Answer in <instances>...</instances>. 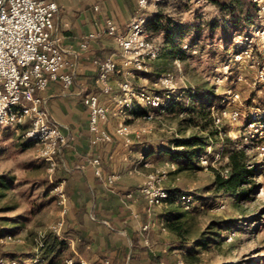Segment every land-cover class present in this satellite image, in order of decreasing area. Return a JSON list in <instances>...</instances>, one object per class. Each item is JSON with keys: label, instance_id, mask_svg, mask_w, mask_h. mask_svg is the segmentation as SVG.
Masks as SVG:
<instances>
[{"label": "rangeland", "instance_id": "1", "mask_svg": "<svg viewBox=\"0 0 264 264\" xmlns=\"http://www.w3.org/2000/svg\"><path fill=\"white\" fill-rule=\"evenodd\" d=\"M146 16L145 31L160 44L161 51L148 63L147 71L131 72L129 79L136 89L162 93L165 91L155 80L163 72H172L177 89L170 101L183 98L184 108L170 107L147 119L139 106L124 120L131 135L138 134L132 139L134 143L124 144L128 147L125 151L130 161L128 166H133L145 152L149 166L143 167L149 171L166 160L175 163V168L162 181L170 192V199L155 213L159 216L163 211L168 218L175 215L179 218L182 241H204L200 249H190L191 253L184 258L187 264H264V154L255 147L256 143L264 142V137L251 139L247 127L254 117L264 120V82L256 79L257 65H249L251 55L243 54L239 61L232 56L250 41L251 54L257 56L264 50V34L251 33L253 21L243 30L233 32L223 43L219 39V29L210 31L206 26L207 22L222 18V13L209 0H159L155 8L146 11ZM195 26H199L198 29ZM197 32L200 39L196 37ZM183 44L188 47L184 48ZM184 85L191 89L196 86L210 88L221 100L211 101L207 107L218 102L220 106L236 107L240 111L238 119L224 121L220 126L221 134L211 136L208 130H215L212 123L209 129H203L189 119L186 106L191 100L186 90L181 91ZM229 89L238 92L237 102L225 99ZM117 91L114 86V94ZM107 125L104 123L106 128ZM23 133V126L0 125V264H8L6 260L10 257L22 264H32L40 243L47 245L53 237L51 226L59 216L53 191L54 182L59 181L54 177L56 168L50 175L45 161L36 153L35 144L27 141ZM192 135L205 140L209 137L215 143L210 152L218 150L224 138L245 147L250 163L258 167L254 177L255 193L248 199H237L215 191L212 185L214 170L226 162L224 154L214 159L209 153L205 166L198 161L179 166L170 156L162 154L165 148H182L177 143ZM143 163L144 160L139 166ZM181 193L192 195L190 209H185L177 199ZM219 202L224 206L217 210ZM221 221L226 222L217 224ZM228 225L231 227L222 229ZM66 254L65 250L54 262L46 259L45 264H66Z\"/></svg>", "mask_w": 264, "mask_h": 264}, {"label": "built area", "instance_id": "2", "mask_svg": "<svg viewBox=\"0 0 264 264\" xmlns=\"http://www.w3.org/2000/svg\"><path fill=\"white\" fill-rule=\"evenodd\" d=\"M252 1L256 6V15L250 31L255 35L264 34V0ZM158 2L159 0H136L135 13L126 23L125 31L119 32L115 23L107 18L103 28L88 33L79 44L80 48L85 49L90 39L107 34L118 48L119 61L112 57L93 60L98 91L81 94V102L88 110L89 142L92 146L111 142L114 134L120 136L125 144L131 143L138 134L132 136L124 120L139 106L145 109V117L152 119L155 115L164 113L171 103L170 99L177 89V80L172 72H163L155 80V84L165 91L162 93L136 89L129 79L131 72L147 71L148 63L160 54V44L150 38L145 31L146 11L155 8ZM57 11L58 5L55 0H0V125L19 128L27 122L29 125L24 129L23 136L27 141L35 144L36 153L45 161L50 175L57 167L56 157L61 147L68 144L71 137L66 136L56 122L48 121L47 111L42 107L43 97L38 93L50 82H59L64 89H67L74 79L71 62L54 29V16ZM244 39H247L246 35ZM246 45L233 52V59L239 61L243 54L248 57L251 55L249 65L251 67L257 65L256 79L264 82V50L253 56L251 41ZM183 47L188 45L183 44ZM116 74L120 75V78L114 84L112 78ZM114 86H117L118 91L113 95L115 105L110 108L102 103L100 98L101 95L114 92ZM184 90L192 89L184 85L181 91ZM225 97L230 103L239 100L238 92H231L230 89ZM207 109L212 124L219 130V134H221L220 126L224 121L236 120L240 114L238 108L220 106V102L210 104ZM109 121L117 123L113 134L102 127L103 123ZM247 127L251 139L256 136L264 137V120L260 121L258 117H254L247 123ZM255 147L264 154V142L256 143ZM211 148V145H207L205 147L207 151L204 149L198 156V163L201 166L207 165L209 153L213 154L214 159H218L222 154L221 148L210 152ZM143 160L144 156H141L132 170L138 171ZM89 162L93 166L95 175L106 187H112L120 178L118 172L102 174L99 157L92 156ZM225 163L215 168L224 178L229 175V167ZM143 166H149V163L144 161ZM174 168L175 163L166 160L159 167L144 174L138 189L145 200L146 212L149 215L155 208L167 205L170 192L162 185V181ZM53 191L59 206V216L51 226V231L57 238L67 240L62 234L68 209L63 182H54ZM177 199L185 209H190L193 205V197L190 193H181ZM223 206V203L219 202L215 208L219 210ZM151 223L148 221L143 224L141 230L147 231ZM161 229L165 231L166 225L162 224ZM10 236L7 234L8 238ZM43 246V243H40L38 252H35L32 258V264H45V258L41 254ZM6 261L8 264H22L14 257L7 258ZM65 263L111 264L108 258L89 262L77 254L76 258L67 256ZM174 264L187 263L183 257H178Z\"/></svg>", "mask_w": 264, "mask_h": 264}, {"label": "crops", "instance_id": "3", "mask_svg": "<svg viewBox=\"0 0 264 264\" xmlns=\"http://www.w3.org/2000/svg\"><path fill=\"white\" fill-rule=\"evenodd\" d=\"M55 1L58 11L54 29L71 62L74 79L67 89L59 82H50L38 94L43 97L42 107L47 111L48 121L56 122L71 137L61 147L56 167L67 196L66 255L76 258L77 254L89 262L108 258L111 264H174L178 257L185 258L190 249H200L202 245L182 241L173 234L166 225L168 216L163 211L156 215L160 208L150 215L146 212L138 186L148 168L142 165L133 171L134 165L128 166L130 161L125 155L128 147L118 135L106 144L90 145L88 110L81 102L82 93L97 89L93 60L112 57L119 61V56L116 44L107 34L90 39L85 49L80 48V42L88 33L103 28L107 18L119 32L125 31L126 23L135 13L136 0ZM118 79L119 75H115L112 82L115 84ZM113 95L114 92L101 95V102L113 108ZM105 123L108 128L104 123L102 127L113 133L117 123ZM28 125L25 122L21 126L25 129ZM162 154L168 156L166 152ZM92 156L100 158L102 174H120L112 187H106L95 175L89 162ZM144 161H149L146 152ZM148 221L151 226L142 231L141 226ZM162 224L166 225L165 231Z\"/></svg>", "mask_w": 264, "mask_h": 264}, {"label": "trees", "instance_id": "4", "mask_svg": "<svg viewBox=\"0 0 264 264\" xmlns=\"http://www.w3.org/2000/svg\"><path fill=\"white\" fill-rule=\"evenodd\" d=\"M221 13L222 18L215 19L207 22V28L212 31L219 29V39L226 43L231 34L235 31L243 30L249 23H253L256 15V6L252 0H209ZM198 29L199 26H195ZM198 31V30H197ZM197 39H200V33L197 32ZM146 74H149L146 72ZM98 91V88L94 90ZM189 93V99L191 103L186 106V110L190 114V120L195 125L200 126L203 129H209L212 120L207 111V105L211 101L221 100L220 95H216L210 88H203L196 86L195 89L187 91ZM177 107L178 109L184 108V99L177 98L172 101L167 107ZM144 109V108H143ZM145 112V109H144ZM211 136L219 135V130H208ZM182 148L169 149L165 148V152L171 159L175 160L179 166L191 165L194 161H198V156L205 149L207 145L215 147V143L207 137L205 140L202 136H188L177 143ZM222 154L226 155V165L229 167L228 177H222L216 170H214V177L212 185L215 191H221L224 194L235 196L237 199H248L255 192L256 184L254 177L257 173V166L250 165L249 156L243 146L235 145V142L230 138H224L221 145ZM61 150V149H60ZM58 156V155H57ZM250 165V166H249ZM54 177L59 180L58 173L55 171ZM169 191V190H168ZM175 215L171 218H166L168 229L175 234L179 239L183 238L181 232V222ZM226 221L218 222L222 224ZM231 226H225L222 229H228ZM219 234V232H217ZM62 234L66 236V222L62 227ZM217 234V235H218ZM134 242L137 240H133ZM199 245H203L202 239L195 241ZM45 249V252H44ZM66 250V242L63 239L57 238L55 235L51 239L45 242V245L41 249L42 256L49 260V263L54 262L60 257L61 253Z\"/></svg>", "mask_w": 264, "mask_h": 264}]
</instances>
